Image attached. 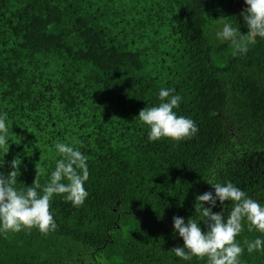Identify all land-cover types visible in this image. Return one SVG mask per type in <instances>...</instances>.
<instances>
[{
  "label": "trees",
  "instance_id": "trees-1",
  "mask_svg": "<svg viewBox=\"0 0 264 264\" xmlns=\"http://www.w3.org/2000/svg\"><path fill=\"white\" fill-rule=\"evenodd\" d=\"M246 7L0 0V112L9 127L0 173L18 171L17 189L43 188L61 158L57 143L82 151L89 171L82 206L51 201L55 231L0 235V264H208L171 251L183 246L173 217L195 215V197L214 194L207 181L231 182L264 205V39L248 34ZM224 23L240 30L246 53L217 39ZM162 88L182 97L175 111L199 126L194 137L148 140L135 118L159 104ZM224 208L227 216L232 204ZM244 224L241 264H264V251L244 244L264 236Z\"/></svg>",
  "mask_w": 264,
  "mask_h": 264
},
{
  "label": "clouds",
  "instance_id": "clouds-1",
  "mask_svg": "<svg viewBox=\"0 0 264 264\" xmlns=\"http://www.w3.org/2000/svg\"><path fill=\"white\" fill-rule=\"evenodd\" d=\"M244 3L247 7L240 15L248 34L253 38L264 39V0H244ZM216 36L221 42L237 45L241 53L248 50L247 45L241 43L240 30L231 23H224ZM174 93V89L162 88L159 91V104L145 107L135 118L150 129V142L164 138L182 141L199 132V126L193 119L178 115L175 111L179 108L182 97ZM7 121V113L0 112V147L9 144ZM55 148L61 158L56 160L55 169L43 188L35 181L31 187L17 189L15 185L18 171L0 173V235L33 228L45 235L55 231L57 224L50 210L54 196H63L74 207L85 203L89 195L85 188L89 178L87 156L67 143H57ZM16 160L12 162L13 169L19 167ZM2 166L3 163L0 164ZM207 183L214 189V194L209 191L195 197V215L187 220L180 216L173 217L174 234H179L183 246L171 251L184 261L206 257L208 264H241L245 247L236 238L244 230L245 221L248 231L255 230L264 236V205L250 198L244 190L231 182L214 183L209 180ZM226 201L232 204L227 216L224 210ZM217 202L221 211L214 212ZM244 244L248 253L264 251V238L245 240Z\"/></svg>",
  "mask_w": 264,
  "mask_h": 264
}]
</instances>
